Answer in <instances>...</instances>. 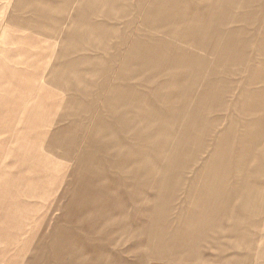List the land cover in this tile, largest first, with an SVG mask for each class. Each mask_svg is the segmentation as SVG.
Listing matches in <instances>:
<instances>
[{
    "label": "rangeland",
    "instance_id": "obj_1",
    "mask_svg": "<svg viewBox=\"0 0 264 264\" xmlns=\"http://www.w3.org/2000/svg\"><path fill=\"white\" fill-rule=\"evenodd\" d=\"M36 2L52 30L73 5ZM18 3L0 0V264L97 246L112 264H264V0L94 2L53 85L62 47L9 23L32 17Z\"/></svg>",
    "mask_w": 264,
    "mask_h": 264
},
{
    "label": "crops",
    "instance_id": "obj_2",
    "mask_svg": "<svg viewBox=\"0 0 264 264\" xmlns=\"http://www.w3.org/2000/svg\"><path fill=\"white\" fill-rule=\"evenodd\" d=\"M72 6L70 8V12L68 13L67 21L65 23H61L56 27L55 30H52L48 26L40 23V19L46 18V12L43 11L45 7V3L36 2L35 4L30 3L25 5V0H19L18 5L15 7V10L18 12L19 10L27 9L28 7H31V13L32 17L29 18H11L9 20V23L13 24L17 28H27L35 30H49V34L47 35L50 39H54L55 41H58L60 46L62 47L60 53L55 52V61L54 64L50 70V73L52 74V85L53 84H68L72 83L71 81L68 82L67 78V72L70 67H76L75 62L73 61H65L62 63V59L68 56V52L71 50L70 47H68V44L75 45V42L78 38H81L83 35H92L94 29L92 27L91 20L93 18V11L91 9V4L94 2H99L102 6L103 3L107 0H72ZM26 6V7H25ZM42 8V9H41ZM82 40L84 41V38L82 37ZM82 41V42H83ZM90 60V59H88ZM66 91V88L64 89ZM103 250V252H101ZM101 246H97V249L95 251H92L93 256L89 259H85L82 264H112L109 263V259L107 257L106 251ZM85 254H87V257H89V251L86 249ZM153 260V259H152ZM149 262H151L149 260ZM160 262H163L160 260ZM166 262V261H165ZM169 263V262H168ZM115 264H122L121 259L119 258Z\"/></svg>",
    "mask_w": 264,
    "mask_h": 264
}]
</instances>
